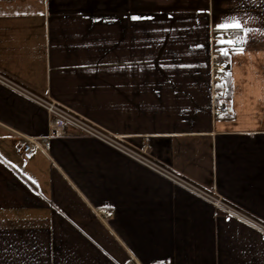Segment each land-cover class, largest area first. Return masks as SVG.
<instances>
[{
  "label": "crops",
  "instance_id": "1",
  "mask_svg": "<svg viewBox=\"0 0 264 264\" xmlns=\"http://www.w3.org/2000/svg\"><path fill=\"white\" fill-rule=\"evenodd\" d=\"M229 29L245 44L216 97ZM0 73L264 224V0H0ZM49 123L0 83V264H264V232L94 137L22 162Z\"/></svg>",
  "mask_w": 264,
  "mask_h": 264
},
{
  "label": "built area",
  "instance_id": "2",
  "mask_svg": "<svg viewBox=\"0 0 264 264\" xmlns=\"http://www.w3.org/2000/svg\"><path fill=\"white\" fill-rule=\"evenodd\" d=\"M229 40L234 41V43H227ZM244 44V36L238 33L235 29L214 31L212 71L214 95L216 97L222 96L223 90L227 86L226 84L230 73V53L233 50L242 48ZM0 83L40 105L50 115V134L47 138L43 141L27 138L22 140L16 146V152L22 162L26 163L32 158L34 148L38 147L45 150L48 147V139L51 137H60L75 133L91 136L117 149L153 171L169 178L188 191L211 202L227 215L233 216L264 232V224L258 222L251 216L229 204L222 197L202 189L170 168H167L149 154L146 146H136L124 137L116 136L110 133L78 112L59 104L48 96L39 94L21 82H18L2 73H0ZM228 110V106L226 105H220L218 108V112L220 113H226ZM160 264H168V262L164 261Z\"/></svg>",
  "mask_w": 264,
  "mask_h": 264
},
{
  "label": "snow or ice",
  "instance_id": "3",
  "mask_svg": "<svg viewBox=\"0 0 264 264\" xmlns=\"http://www.w3.org/2000/svg\"><path fill=\"white\" fill-rule=\"evenodd\" d=\"M133 19H137L136 17H134ZM220 27L222 28H236V29H243L245 27L244 23L241 22L240 19H237L236 17H230L229 20L227 22H225L224 24H222ZM227 43L231 44L234 43V41H227ZM238 51H243V49H240Z\"/></svg>",
  "mask_w": 264,
  "mask_h": 264
}]
</instances>
